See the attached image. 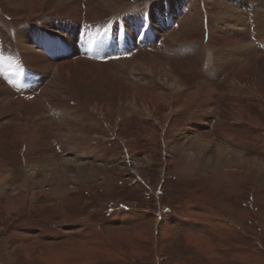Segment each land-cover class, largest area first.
Returning <instances> with one entry per match:
<instances>
[{"label": "rangeland", "instance_id": "1", "mask_svg": "<svg viewBox=\"0 0 264 264\" xmlns=\"http://www.w3.org/2000/svg\"><path fill=\"white\" fill-rule=\"evenodd\" d=\"M123 1L132 7L118 18L148 12L161 37L140 40L142 28L126 15L128 49L116 48L127 52L103 63L130 58L136 43L150 47L197 98L188 106L154 104L151 112L111 101L93 112L72 99L66 108L42 98L50 73L25 68L23 76L0 65V100L4 88L21 97L10 112L0 108V264H264V0ZM37 3L26 17L30 7L0 0V61H27L36 39L47 56L54 40L75 42L54 31L68 0ZM105 27L98 34L110 40L112 26ZM24 30L34 35L20 48ZM231 32L242 38L229 41ZM130 63L111 66L122 84L134 83ZM83 218L90 223L72 235Z\"/></svg>", "mask_w": 264, "mask_h": 264}, {"label": "bare ground", "instance_id": "2", "mask_svg": "<svg viewBox=\"0 0 264 264\" xmlns=\"http://www.w3.org/2000/svg\"><path fill=\"white\" fill-rule=\"evenodd\" d=\"M8 1L9 3H12V5L16 6L19 9L30 7L31 12L26 17L36 15V12H35L36 10L34 9L36 0H8ZM43 1L46 2V0H38V3L40 4V6L45 4L43 3ZM80 1L81 0H68V3L62 6V9L65 11V14H67V16L64 17V20L62 22L58 23L54 21L55 34H57L60 37H66L67 35H69V33H71L73 37H75L74 43L72 41L70 42L67 41L68 42L67 43L66 40L64 42L63 40L59 42H56L54 40V47L52 48L53 49L52 52L58 55L54 56L53 54L51 56H47L45 54L40 55L38 52V51L44 52L43 50H46V52L48 51V49L45 48V44H46L45 41L43 40L42 43L36 44L34 43L37 41L36 39L30 45L32 48L27 47L26 49L27 51H33L31 53L32 55L31 58H28L27 61L25 59H20V58L15 59L11 56H8L7 58H5V56L2 55V58H1L2 61H0V65H2L3 67H8V68L12 67V69L14 70L19 69L21 70V73L20 72L19 73L23 76H25V68L39 70L38 71L39 73L40 72L50 73L51 80L49 84L44 88V92L46 93V95L44 94L42 98L43 99L50 98V100H53V102L55 101V103L58 104L57 106L64 105V107L66 108L67 106L68 107L70 106L71 99L73 101L78 100L82 102L84 107L87 105V108L89 107L93 112H97L102 107H108V103H106L107 101H111L112 103L116 102L118 104H122L124 108L128 107L131 102H135L134 104L135 106L141 105L143 108L148 109V111L150 112L154 104H157L159 107L161 106L160 103L165 105L166 104L165 102H168L170 103L172 107L174 106L178 107L180 105V101L182 100L185 101L184 103L185 106L186 105L188 106L189 103H191V101L195 98L194 97L195 93H191V94L185 93L186 89L180 85V82L178 80L175 79L174 74L171 73L170 67L165 62L160 61L159 58L156 57L155 55L150 54V52H152V50H149L150 47L140 48V46L136 45L135 51L136 50L138 51L132 54L130 58H127L129 56L125 55L127 57H124V58H127V59H121V60L111 59L110 63H107V62L103 63V60L108 57L110 59L112 56L117 57V56H120L122 53L127 52V51H123L124 49H127V48H123V50H119V51L117 50V48L113 49V46H111L113 42V38L109 40L108 38L102 37L103 34H98V32L101 30L107 29L105 27L106 25H109L110 27L113 24L118 23V21H124V17L127 15L126 12H125V15L121 16L120 18H118L116 14L117 12L121 11L120 9L123 7H125L128 10L131 9L132 7L131 4L124 5L125 1L123 0L122 1L112 0L111 1L112 3L105 1V0H91L90 6L87 7L88 6L87 5L85 6L87 8H83ZM229 9L232 10L231 7H229ZM234 14L238 16V19H240V14L238 12H234ZM145 15L147 16L148 12L147 14L146 13H140V14L128 13L125 21L131 20L133 24H139V25L145 24L146 27L150 28V30L153 32L154 37H156L157 35L156 38H158L159 34L161 37V33H159L160 27L157 25L156 20L153 18L151 19L152 22L155 23L158 29L157 31L156 30L153 31L150 25V21L148 20L150 18L148 16L147 18ZM109 17H112V19L108 22ZM68 19H70V21ZM52 20L50 21V23L45 22L44 27L41 28L42 31L40 29L39 32H48L49 31L48 27H51L53 23ZM84 20L86 22L87 21L89 22L88 28L85 25L86 23H84L85 22ZM81 21H84L83 24L85 26H81V23H80ZM241 21L242 19L238 20V22H241ZM122 24L120 23L119 25L121 26V29L123 30V32L129 31L127 29L126 24L125 23L124 25ZM67 25L74 26V28L69 29L66 27ZM91 26L93 27L94 33L97 32V34L92 33L93 30H91ZM83 28H85L87 34H85ZM244 28L245 27H243V29ZM35 32L37 33L38 29H35ZM33 33H29L25 30L22 31L20 35L22 37L21 41L23 42L22 44L19 43L18 46L20 48L21 46L22 48H25L26 42L30 41L31 37L34 35ZM107 33H108V30H107ZM134 34L136 35V32H134ZM232 34L234 35L231 36V34H229V37H228L229 41H230V38L231 39L237 38V35L234 32ZM238 38L240 40L242 37L239 36ZM66 39L71 40L70 38H68V36ZM66 43H67V46L65 45ZM86 43L88 44V46H90L91 50L82 52L83 50L82 46H84V44ZM156 44H155V47H156ZM133 49L134 48H132L131 50ZM69 50H72V53L68 55ZM218 56L222 57L223 53L218 52ZM260 60L264 61V57H262ZM130 61L132 65H129L128 68L131 66L130 68L131 71H128L126 73L133 75L134 83L130 84L127 81L125 82V84H122L121 79L113 76L114 74L113 75L111 74V71H113L112 70L113 68L111 69V66H114L118 64L119 62L125 63V62H130ZM257 63L258 61L256 60L255 62H253L254 68L257 66ZM134 64L139 65L141 69L135 72L136 69L134 67ZM118 66L119 65H117L116 67ZM246 67L244 65L241 66V68H239V71H240L239 73L241 74L242 79L244 78V80L247 82L250 79L247 78L246 76ZM3 69L0 68V72ZM140 82L142 86H140L141 85ZM166 83H167V87H166ZM20 84H21V81L19 80L20 88H17V87L15 88L22 90ZM105 88L109 92L104 90ZM198 91L199 89L197 90V92ZM3 92L4 93L1 94V96H4V97H2V100H0V108H6L9 110L8 112H10V110L13 109V103H16V101L18 99L20 100L21 97L19 96L15 97V95H18V94L15 93L14 89L11 90V88H8L7 91H5V88H4ZM103 94L104 96H102ZM201 94H202V91H201ZM73 95L75 96L73 97ZM62 96L66 100V101H63V104L59 101L61 100L60 98H62ZM171 97L174 99H172ZM157 99H159L158 102H156ZM23 100L25 101V97L22 98V102ZM22 102L20 101L21 104ZM73 107L74 106L71 105L70 109ZM40 108L42 107L40 106ZM106 111H109V109H106ZM69 134L73 136L75 133L71 132Z\"/></svg>", "mask_w": 264, "mask_h": 264}, {"label": "crops", "instance_id": "3", "mask_svg": "<svg viewBox=\"0 0 264 264\" xmlns=\"http://www.w3.org/2000/svg\"><path fill=\"white\" fill-rule=\"evenodd\" d=\"M76 172H79L78 174H80V179H77L76 178V180L77 181H75V182H77V183H80V184H83L82 182L83 181H85L86 180V178L84 177V175L85 174H83V171H76ZM76 172H74V173H76ZM96 172H98V171H96ZM106 176V175H105ZM87 177V176H86ZM104 179V178H103ZM99 182H100V179L98 180ZM103 182V181H102ZM78 189H76L77 190V193H83L84 191H83V189L84 188H82V185H80L79 187H77ZM152 189H153V187H151ZM152 189H151V191L150 192H152ZM58 190V189H57ZM159 190H161V189H159ZM72 192H75L74 190H69V192L68 191H66V194H67V196L69 195V194H71ZM125 205V204H124ZM129 205V204H128ZM124 207L125 206H123V209H124ZM125 209H129V206H126L125 207ZM85 218H83V221H81L80 223L78 222V223H74V225L72 226V232H74L72 235H74L77 231H78V229H80V228H85L87 225H88V223H90L89 221H87V220H84ZM70 230H71V228H70Z\"/></svg>", "mask_w": 264, "mask_h": 264}]
</instances>
